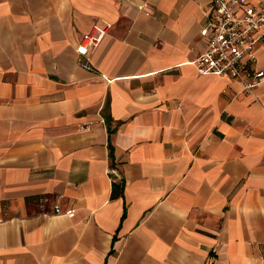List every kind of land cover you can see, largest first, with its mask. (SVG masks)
<instances>
[{"label": "crops", "instance_id": "crops-1", "mask_svg": "<svg viewBox=\"0 0 264 264\" xmlns=\"http://www.w3.org/2000/svg\"><path fill=\"white\" fill-rule=\"evenodd\" d=\"M208 1L0 0V264H264V83L197 73Z\"/></svg>", "mask_w": 264, "mask_h": 264}, {"label": "built area", "instance_id": "built-area-1", "mask_svg": "<svg viewBox=\"0 0 264 264\" xmlns=\"http://www.w3.org/2000/svg\"><path fill=\"white\" fill-rule=\"evenodd\" d=\"M206 16L198 35L204 48L192 60L200 75L224 76L251 93L264 83V70L257 67L256 46H264V0H209L203 9ZM110 24L98 21L81 35L75 46L78 55L98 45ZM55 213L60 207L53 205ZM73 216V209L63 211Z\"/></svg>", "mask_w": 264, "mask_h": 264}, {"label": "trees", "instance_id": "trees-1", "mask_svg": "<svg viewBox=\"0 0 264 264\" xmlns=\"http://www.w3.org/2000/svg\"><path fill=\"white\" fill-rule=\"evenodd\" d=\"M112 188H113V190H112L113 192H117V193L119 192L120 193V191H121V185L119 183H113ZM122 216H123V214H122Z\"/></svg>", "mask_w": 264, "mask_h": 264}]
</instances>
